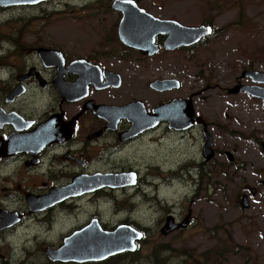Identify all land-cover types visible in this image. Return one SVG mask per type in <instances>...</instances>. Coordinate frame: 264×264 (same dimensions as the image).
Instances as JSON below:
<instances>
[{
	"label": "flooded vegetation",
	"instance_id": "af4514ba",
	"mask_svg": "<svg viewBox=\"0 0 264 264\" xmlns=\"http://www.w3.org/2000/svg\"><path fill=\"white\" fill-rule=\"evenodd\" d=\"M93 1L74 5L79 12L74 13L71 8L69 14L81 34L94 37L53 36V42H45L44 38L28 39L22 34L15 44L22 47L21 52L7 55L10 62L4 68V75H0V248L10 246L12 238L19 237L15 247L25 255L20 264H39L31 257L32 251L25 247L35 238L40 239L34 245L43 251L45 264H78L74 260L53 259L50 252L55 254L65 245L66 238L87 226L113 232L124 223L132 225V222L121 219L115 226H109L98 210L91 213L93 198H100L98 203L101 199L106 201L110 194L105 191L122 187L101 186L78 194L70 188L75 179L88 175L136 174L131 169H117L116 164L124 159L123 148L142 150L145 144L161 145L172 134H183L185 139L198 133L202 157L198 166L200 170L204 171L209 163L219 166L220 153L236 164L241 150L234 144L229 149L218 147L215 141L219 131H231L229 126L220 125L219 117L228 118L230 113L242 116L241 105L247 100L259 104L263 112L264 98L253 96L243 88L247 86L251 91L264 93V82L248 73L257 70L251 64L242 68L239 75L228 74L220 79L216 76L213 85H209L203 75L199 76L200 70L197 72L203 81L200 85L191 87L182 96H170L173 90L183 86V61L188 52L195 50L209 36L188 47L167 41L182 34L179 29H174L178 31L176 33L171 29L154 32L152 41L146 39V44L140 41L141 34H129L131 45L135 44L131 46L120 37H123L119 29L124 16L122 9L112 6L114 0L110 5L107 2L94 4ZM134 1L137 8L153 17L183 26V6H144L139 0ZM212 21L199 24L210 25L213 29L211 35L216 31ZM42 49L50 50L51 54H41ZM258 71L263 72L264 68ZM136 77L150 78L143 81L146 93L136 94ZM168 79L177 80L178 87H168L171 84L162 89L150 86ZM147 95L155 101L152 103ZM174 99L188 100L192 104L194 117L181 124L183 128H176L167 118L153 117L150 124L134 131L131 120L123 116L110 117L106 113L138 101L143 104L145 112L152 115L157 108ZM206 135H209L213 153L209 160L203 156ZM12 138L13 142L10 141ZM110 140L120 149L109 144ZM260 141L256 139V144L259 145ZM94 143L95 154L91 148ZM178 168L183 169V162ZM222 168L223 165L221 171ZM137 179L132 186L137 184ZM243 186L246 192L237 198L243 194L252 196L247 198L249 208V199L259 194V190L247 183ZM238 201L236 199L239 205ZM88 213L87 219L81 222ZM189 213V223L177 230L192 225L194 216L190 210ZM174 219L177 224L181 221L175 216ZM198 227L199 223H196ZM5 237H8L7 243ZM67 243L74 253V246L69 241ZM123 253L97 263L134 255L133 252ZM0 257V264H8L1 253Z\"/></svg>",
	"mask_w": 264,
	"mask_h": 264
},
{
	"label": "rangeland",
	"instance_id": "374dc122",
	"mask_svg": "<svg viewBox=\"0 0 264 264\" xmlns=\"http://www.w3.org/2000/svg\"><path fill=\"white\" fill-rule=\"evenodd\" d=\"M89 1L55 0L34 6H0V75H4V68L10 62L7 55L21 52L22 47L15 44L22 34L28 39L44 38L45 42H53V36L94 37L81 34L69 14L74 5ZM105 2L110 5L112 0L93 1L101 5ZM139 4L183 6V24L188 26L213 19L216 31L188 52L183 61V86L173 90L170 96H182L191 87L200 85L201 75L213 85L216 76L220 79L228 74L239 75L247 64L263 70L264 0H139ZM72 10L79 12L76 8ZM149 79H134L136 94L146 93L143 81ZM148 97L152 103L155 101L152 96ZM241 108L242 116L230 113L228 118L219 117L220 125L229 126L231 131H219L215 137L218 147L229 149L234 144L241 150L236 164L220 153L219 166L209 163L204 171L200 170L198 133L185 139L183 134H172L161 145L145 144L142 150L123 148L124 159L116 167L136 172L137 184L105 191L110 196L100 203L97 200L100 198H93L91 213L98 210L109 226H115L121 219L128 220L146 231L145 239L139 241L134 255L102 264H264V184L261 183L264 181V154L256 144V139L264 142V108L260 111V105L252 100L244 101ZM108 143L120 149L115 142ZM91 148L95 154L96 143ZM182 162L183 169H180ZM244 183L259 190V194L249 199L248 209L236 203V199L241 200V196H237L246 192ZM189 210L194 216L192 227L166 236L160 234L168 215L182 220ZM88 216L89 213L81 222ZM196 223H199L198 228ZM12 240L10 246L0 248V253L8 264H20L25 257L15 247L20 239ZM39 240H30L25 247L32 251L33 259L45 264L43 251L34 245Z\"/></svg>",
	"mask_w": 264,
	"mask_h": 264
},
{
	"label": "water",
	"instance_id": "95a60500",
	"mask_svg": "<svg viewBox=\"0 0 264 264\" xmlns=\"http://www.w3.org/2000/svg\"><path fill=\"white\" fill-rule=\"evenodd\" d=\"M40 1L43 0H0V6L36 4ZM112 6H117L121 9L123 7L125 8L122 9L124 13V19L122 20L121 25L119 27L121 32L125 31V33H129L131 26L135 24L137 25V27L139 26V29H143L144 32H150L148 39L151 41L154 32H166L167 30L171 29L173 32L176 33L178 31L174 29H179L182 31V34L177 35V37L175 36L172 38H168L167 41H173L176 43V45L183 43V45L189 46L198 42L203 36H206L211 33L210 26L202 25L198 27H185L179 25L174 21L159 20L157 18H154L146 11L138 9L136 3L133 0H114ZM133 7H135L136 9L133 10ZM134 15L136 17L135 19ZM121 38L124 43L131 45V43L127 41L128 38L122 36ZM141 42L142 44H144L146 42V39L142 40ZM40 52L44 55H49L48 53H51L50 50L45 49H42ZM248 73H251V75H253L257 81L264 82V72L260 73L257 71H250ZM167 84H171L168 86L171 88L178 87L177 80L169 79L162 80V82L157 81L155 83H152L150 86L157 89H162L165 88ZM244 88L248 89L253 96L264 98V95H262L264 93L261 94L259 91L255 90L251 91V89L248 87ZM235 91H238V89H235ZM14 92L15 91L11 93L14 94ZM120 113L123 115L124 118L131 120L132 125H134V129L143 128L142 123H147L150 121L151 118L154 117V115L147 114L143 108V104L138 101H134L131 104L123 106ZM107 114H110V117H116L119 115V112L109 111L107 112ZM154 114H156V116H160V118L169 119L171 123L174 124L173 126H175L176 128H183L181 124H186L188 121L190 122L194 117L191 101L183 99L172 100L170 104L156 109ZM261 146L264 153V142L261 143ZM210 147L211 141L209 135H206L205 146L203 149V156L205 160H209L213 156V153L210 151ZM135 182L136 174L133 172L112 176L95 174L84 177L79 181H76L75 184H71L70 188L72 189V192L78 194L84 191H92L93 189L101 186H110L112 188H116L124 187L127 185H133L135 184ZM79 188L80 190L75 191ZM239 203L243 209L248 207L247 196L243 195ZM189 220L190 217L188 215L184 218V220H182L181 223L177 224L173 216L169 215L166 217L164 225L160 228V233L162 235H167L168 233L178 228L186 227V225L189 223ZM84 232L82 229L80 231H77L70 238H66L65 245L58 249L55 254L54 252H50V256L53 259L60 260L74 259L76 262L79 263L88 261H100L116 253H120L126 250H135V241L140 240L143 236L140 231L132 228L129 225H120L113 232H105L100 230L99 228L92 226L91 228H87V230ZM68 241L74 246L76 252L75 256L69 255L68 253Z\"/></svg>",
	"mask_w": 264,
	"mask_h": 264
},
{
	"label": "bare ground",
	"instance_id": "6f19581e",
	"mask_svg": "<svg viewBox=\"0 0 264 264\" xmlns=\"http://www.w3.org/2000/svg\"><path fill=\"white\" fill-rule=\"evenodd\" d=\"M82 178H84V177H80V178H78V179H75L74 181L76 182V181H79V180H81ZM86 179V178H85ZM74 182V183H75Z\"/></svg>",
	"mask_w": 264,
	"mask_h": 264
}]
</instances>
